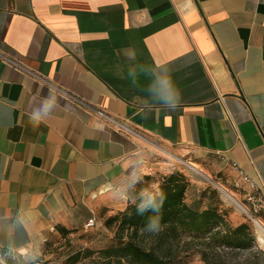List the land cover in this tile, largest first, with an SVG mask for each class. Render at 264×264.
<instances>
[{
  "label": "crops",
  "instance_id": "1",
  "mask_svg": "<svg viewBox=\"0 0 264 264\" xmlns=\"http://www.w3.org/2000/svg\"><path fill=\"white\" fill-rule=\"evenodd\" d=\"M0 52L136 134L56 92L34 126L51 88L0 59V264L95 219L148 141L264 195V0H0Z\"/></svg>",
  "mask_w": 264,
  "mask_h": 264
},
{
  "label": "trees",
  "instance_id": "2",
  "mask_svg": "<svg viewBox=\"0 0 264 264\" xmlns=\"http://www.w3.org/2000/svg\"><path fill=\"white\" fill-rule=\"evenodd\" d=\"M189 187V181L179 172L163 176L158 194L139 197L135 204L104 221L106 228L115 227L116 246L77 251L68 256L65 264H78L83 260H88L85 264H174V251L190 242L202 246L196 252L204 264H233L226 257L227 252L248 249L255 241L251 228L245 223L235 227L229 224V211L215 191L209 192L204 208H199L200 201L188 205L185 197ZM161 193L164 200L158 211L148 207L143 214H138V205H147L153 198L159 203ZM156 217H159L161 230L158 233L147 231L148 224ZM59 232L63 237L71 233ZM18 264L36 263L21 260Z\"/></svg>",
  "mask_w": 264,
  "mask_h": 264
},
{
  "label": "rangeland",
  "instance_id": "3",
  "mask_svg": "<svg viewBox=\"0 0 264 264\" xmlns=\"http://www.w3.org/2000/svg\"><path fill=\"white\" fill-rule=\"evenodd\" d=\"M148 142L151 144L144 143L142 151L144 153L143 157L137 160L136 164L123 177L111 185L110 191L107 192L103 203L97 206L94 212L96 223L94 228H82L65 237L61 235L59 237H53L51 241L44 245L39 254L20 256L12 253H4L1 255V264H18L21 260L26 263L36 264H65L68 256L77 251L85 249L98 251L116 246L118 242L114 238L115 227L106 228L103 224L104 221L124 211L128 205L135 204L139 197H150L158 194V185L161 178L173 172L183 174L190 183L185 197V202L188 205H193L195 201H200L199 208H204L209 192L215 191L218 200L229 211V224L235 227L245 223L251 228L255 237L254 243L246 250L227 252L226 257L230 263L264 264V254H262L264 253V245H261L257 241V235L249 218L246 215L236 212L230 205L225 203L211 184L209 185V183L192 177L181 162H186L195 167L212 181L234 195L242 205L249 209L244 201L242 191L236 187L239 180L227 171V168L219 161L197 158L192 153L181 157L153 141ZM255 218L261 224H264V213L255 216ZM201 247L200 244L193 242L180 245L173 254L176 257L174 264H204L196 252ZM216 251L219 252V250ZM87 261L83 260L78 264H85Z\"/></svg>",
  "mask_w": 264,
  "mask_h": 264
},
{
  "label": "built area",
  "instance_id": "4",
  "mask_svg": "<svg viewBox=\"0 0 264 264\" xmlns=\"http://www.w3.org/2000/svg\"><path fill=\"white\" fill-rule=\"evenodd\" d=\"M0 59L3 63L13 67L15 70L22 72L23 74L31 77L35 81L53 89L56 93H58L63 98L75 103L78 107H80L84 112L87 114L95 117L96 119L101 120L106 126L123 132L132 133L127 127L119 120H117L115 117L109 115L108 113L102 111L101 109L96 108L95 106L91 105L90 103H87L76 96L72 95L71 93L64 91L63 89L56 87L40 75L34 73L33 71H30L29 69L25 68L22 64L10 59L7 57L4 53L0 52ZM133 135L135 133H132ZM136 135V134H135ZM231 167L233 170H235L238 175L247 183L248 185V192H246L244 196V201L248 205L249 209L248 212L250 214V217H255L261 213H264V195H261L255 186L248 180L247 177L239 170L236 163H232ZM215 188V187H214ZM216 189V188H215ZM217 191V189H216ZM218 192V191H217ZM249 220L251 219L249 216H247ZM96 225L95 219H88L84 224V229H92Z\"/></svg>",
  "mask_w": 264,
  "mask_h": 264
},
{
  "label": "clouds",
  "instance_id": "5",
  "mask_svg": "<svg viewBox=\"0 0 264 264\" xmlns=\"http://www.w3.org/2000/svg\"><path fill=\"white\" fill-rule=\"evenodd\" d=\"M176 100H177V106L180 98V93L177 90L175 93ZM58 99L55 95V91L53 89L49 90L47 98L43 101L41 108L35 112H33L30 116V120L33 123L34 126H39L40 123L44 121V117L48 116L49 113L53 110V108L57 105ZM164 196L161 193L159 203H155V199L153 198V201L149 204H140L137 207L138 214H143L145 210H147L148 207H153L154 210H159L161 205L163 204ZM147 231L158 233L161 230V225L159 221V217H156L155 219H152L150 223L147 226Z\"/></svg>",
  "mask_w": 264,
  "mask_h": 264
},
{
  "label": "bare ground",
  "instance_id": "6",
  "mask_svg": "<svg viewBox=\"0 0 264 264\" xmlns=\"http://www.w3.org/2000/svg\"><path fill=\"white\" fill-rule=\"evenodd\" d=\"M182 165L186 168V170L189 172V174L194 177L197 180H201L203 182L211 184L213 187H215L221 197V199L230 205L236 212L246 215L250 217V214L247 210V208L242 205L237 198L232 195L230 192L225 190L223 187L212 181L208 176L197 170L195 167L191 166L190 164L186 162H181ZM250 221L252 223V226L255 230V233L257 235V241L264 245V224H261L258 220H256L255 217H250Z\"/></svg>",
  "mask_w": 264,
  "mask_h": 264
}]
</instances>
